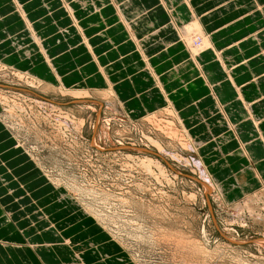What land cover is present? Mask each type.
I'll list each match as a JSON object with an SVG mask.
<instances>
[{"label":"rangeland","instance_id":"1","mask_svg":"<svg viewBox=\"0 0 264 264\" xmlns=\"http://www.w3.org/2000/svg\"><path fill=\"white\" fill-rule=\"evenodd\" d=\"M45 80L0 61V154L9 159L22 152L28 160L14 165L18 180L36 186L35 198L54 192L48 205L57 201L76 213L62 226L42 203L25 210L30 219L40 212L50 238L71 250L54 252L55 264L69 256L79 264L106 263L89 250L93 244L83 243L87 238H78L91 224L111 237V250L117 244L128 255L110 264H264V187L253 176L242 181L247 186L238 182L252 166L243 143L239 152L207 164L203 149L221 127L192 137L167 113L131 119L109 88L66 89ZM226 164L231 172L222 169ZM13 217L0 209L4 260L40 264L33 250L41 242L29 247Z\"/></svg>","mask_w":264,"mask_h":264},{"label":"crops","instance_id":"2","mask_svg":"<svg viewBox=\"0 0 264 264\" xmlns=\"http://www.w3.org/2000/svg\"><path fill=\"white\" fill-rule=\"evenodd\" d=\"M194 20L208 43L196 57L179 35ZM0 61L44 81L52 77L66 89L111 86L124 112L135 120L170 103L192 137L221 127L216 140L203 149L207 164L239 152L243 143L264 185V0H0ZM24 160L28 158L22 152L9 159L0 154V209L22 225L29 247L41 242L33 250L39 263L55 264L58 246L40 225V212L30 219L25 210L33 201L42 203L62 226L76 213L57 201L48 205L54 192L35 198L31 190L36 186L18 180L20 168L14 165ZM222 169L231 172L228 164ZM97 229L91 224L78 238H87L83 243L94 246L89 250L107 260L98 264L128 256L117 244L111 250V237ZM0 251V264H10Z\"/></svg>","mask_w":264,"mask_h":264},{"label":"bare ground","instance_id":"3","mask_svg":"<svg viewBox=\"0 0 264 264\" xmlns=\"http://www.w3.org/2000/svg\"><path fill=\"white\" fill-rule=\"evenodd\" d=\"M24 10H26V9H24ZM22 14H23V16H24V18H26L27 17V14H26V12H24L23 11V9H22V12H21ZM21 14V15H22ZM195 22H192V23H190V25L188 24V26H183V28H181L180 29V31L182 30V32H181V34H179L180 35V38H182V40L183 41H185V42H187V46H188V48L191 50V52L195 55V57L196 56H199L200 55V53H202L203 51H205V50H207L208 49V43H207V39H205L204 37H203V34L201 33V26H200V24L198 23V21L197 20H194ZM28 32H26V33H24L21 37H23L24 39H26V37L27 36H29L30 35V33H31V31H30V29H28L27 30ZM32 34H33V39H34V42H36L38 45H39V47H40V50L39 51H42L43 50V46H42V44L38 41L39 39H37V38H35V34L32 32ZM205 35V34H204ZM18 37H20V36H18ZM209 37V36H208ZM197 40H200V45H196L195 44V42L197 41ZM38 41V42H37ZM209 41V40H208ZM210 49V48H209ZM43 52V51H42ZM37 57H42L41 56V54H39ZM21 71V70H20ZM79 89V88H78ZM109 91H110V93L112 94V96H115V92L113 91V88H111V86H109ZM116 97V96H115ZM122 103V102H121ZM166 107V106H165ZM159 112V111H158ZM156 112V113H152V114H150V115H148V116H146L145 117V119L147 118H150V117H152V116H155V115H157V114H159V115H161L160 113H162V114H169L170 116H172V117H174L175 119H179V121L180 122H182V124H183V118L181 117V115L179 114V112L177 111V109H175V107H174V105H172V104H168V106L166 107V108H163V110H161V112ZM155 114V115H154ZM159 115H157V116H159ZM156 116V117H157ZM152 120H153V118H152ZM149 121H151V120H149ZM256 126V125H255ZM223 128V127H222ZM232 128V127H231ZM233 129V128H232ZM238 136V135H237ZM242 147L243 148H245V150H247V148L248 147H246V145H242ZM242 148V149H243ZM248 151V150H247ZM248 154H249V152H248ZM236 161V160H235ZM199 163H197V165H198ZM231 169V168H230ZM251 176H253L254 177V181H255V184H258V186H261V183H262V178H261V176L259 175V173L253 168V167H249V168H247L246 170H245V167L241 170V173L239 174V176H237V178L238 177H240V180H238V182L240 183H244L245 184V186H247V185H249V182L248 181H246V182H242L243 180H248ZM262 180H261V179ZM257 186V187H258ZM261 187H264V185L263 186H261ZM50 247V246H49ZM52 247V246H51ZM64 248H66V247H64ZM59 252V253H68L69 251H71L69 248H66L65 250L63 249V247H59L58 246V249L57 250H55L54 252ZM56 255L58 256V253H56ZM56 258V257H55ZM75 260V261H71V260ZM69 261H71V262H69ZM77 261V259L74 257V258H72L71 256H69V259L67 260V262H65V264H72L73 262V264H79L78 262H76ZM81 264H83V263H81Z\"/></svg>","mask_w":264,"mask_h":264}]
</instances>
